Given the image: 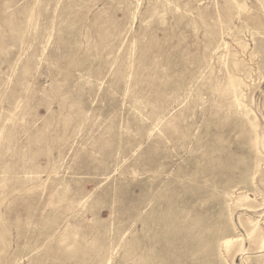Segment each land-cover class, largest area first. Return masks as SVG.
Masks as SVG:
<instances>
[{"label": "rangeland", "instance_id": "rangeland-1", "mask_svg": "<svg viewBox=\"0 0 264 264\" xmlns=\"http://www.w3.org/2000/svg\"><path fill=\"white\" fill-rule=\"evenodd\" d=\"M0 264H264V0H0Z\"/></svg>", "mask_w": 264, "mask_h": 264}]
</instances>
